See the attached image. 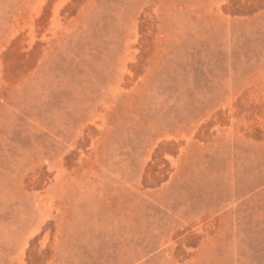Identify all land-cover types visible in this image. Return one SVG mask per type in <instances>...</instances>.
<instances>
[{
	"label": "rangeland",
	"instance_id": "374dc122",
	"mask_svg": "<svg viewBox=\"0 0 264 264\" xmlns=\"http://www.w3.org/2000/svg\"><path fill=\"white\" fill-rule=\"evenodd\" d=\"M0 264H264V0H0Z\"/></svg>",
	"mask_w": 264,
	"mask_h": 264
}]
</instances>
